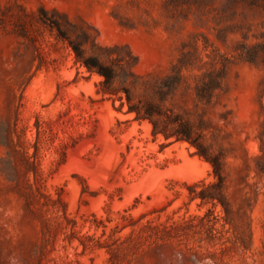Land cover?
<instances>
[{"label":"rangeland","instance_id":"374dc122","mask_svg":"<svg viewBox=\"0 0 264 264\" xmlns=\"http://www.w3.org/2000/svg\"><path fill=\"white\" fill-rule=\"evenodd\" d=\"M0 264H264V0H0Z\"/></svg>","mask_w":264,"mask_h":264},{"label":"trees","instance_id":"16d2710c","mask_svg":"<svg viewBox=\"0 0 264 264\" xmlns=\"http://www.w3.org/2000/svg\"><path fill=\"white\" fill-rule=\"evenodd\" d=\"M56 28L60 32V27L56 22H53L52 26ZM71 47L75 53V62L80 63V65H83L86 69V71L89 74H97L103 78L101 81V86L103 88V91L106 93H113L112 85L115 80V74L113 70L110 67L104 66L99 61L94 59H84L81 56L82 50L81 47L75 46L74 44H71ZM126 93V100L129 102V94ZM145 106L141 110L139 107H128V112H134L136 114L135 119L141 120L146 119L152 124V134L157 135L158 133H162L165 139H168L169 137H174V141H188L190 142L189 132L185 128H181L179 132H173L171 134H166L163 130H160L156 122L153 121V117L155 114H158L157 108L148 102L144 103ZM191 143V142H190ZM214 165V173L217 177H219L218 168L216 164Z\"/></svg>","mask_w":264,"mask_h":264}]
</instances>
